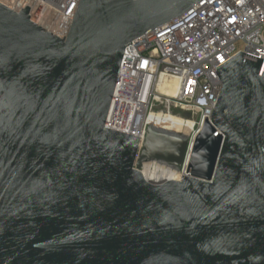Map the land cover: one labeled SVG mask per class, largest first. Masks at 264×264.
<instances>
[{
  "label": "water",
  "instance_id": "obj_1",
  "mask_svg": "<svg viewBox=\"0 0 264 264\" xmlns=\"http://www.w3.org/2000/svg\"><path fill=\"white\" fill-rule=\"evenodd\" d=\"M199 1L80 0L64 38L0 2V264H264V59L215 69L192 142L105 128L126 45Z\"/></svg>",
  "mask_w": 264,
  "mask_h": 264
},
{
  "label": "built area",
  "instance_id": "obj_2",
  "mask_svg": "<svg viewBox=\"0 0 264 264\" xmlns=\"http://www.w3.org/2000/svg\"><path fill=\"white\" fill-rule=\"evenodd\" d=\"M0 2L19 7L17 12L29 7L31 21L64 38L80 0ZM240 51L264 59V0L199 1L126 45L105 128L143 140L152 112L179 109L193 120L192 142L211 119L221 92L215 69ZM162 84L169 90L176 85V94L161 90Z\"/></svg>",
  "mask_w": 264,
  "mask_h": 264
},
{
  "label": "bare ground",
  "instance_id": "obj_3",
  "mask_svg": "<svg viewBox=\"0 0 264 264\" xmlns=\"http://www.w3.org/2000/svg\"><path fill=\"white\" fill-rule=\"evenodd\" d=\"M173 84H176L173 83ZM160 89L169 94H176V85L174 90H169V84H162ZM156 123L160 128L173 130L175 132L189 133L193 130V120L182 118L171 112H152L148 117V123ZM143 175L152 182H163L169 179H177L186 174L185 170L177 171L157 162H146L142 169Z\"/></svg>",
  "mask_w": 264,
  "mask_h": 264
},
{
  "label": "rangeland",
  "instance_id": "obj_4",
  "mask_svg": "<svg viewBox=\"0 0 264 264\" xmlns=\"http://www.w3.org/2000/svg\"><path fill=\"white\" fill-rule=\"evenodd\" d=\"M171 113H173L177 116H180L182 118H187V119L191 118V115L188 112H182L179 109H172ZM180 178H181L180 176L177 177V179H180Z\"/></svg>",
  "mask_w": 264,
  "mask_h": 264
}]
</instances>
